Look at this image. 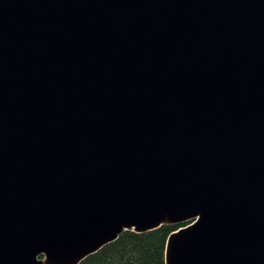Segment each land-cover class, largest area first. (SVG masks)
Masks as SVG:
<instances>
[{"label":"water","instance_id":"1","mask_svg":"<svg viewBox=\"0 0 264 264\" xmlns=\"http://www.w3.org/2000/svg\"><path fill=\"white\" fill-rule=\"evenodd\" d=\"M163 225L264 264V0H0V264Z\"/></svg>","mask_w":264,"mask_h":264},{"label":"trees","instance_id":"2","mask_svg":"<svg viewBox=\"0 0 264 264\" xmlns=\"http://www.w3.org/2000/svg\"><path fill=\"white\" fill-rule=\"evenodd\" d=\"M180 225H163L148 232L128 230L80 264H166L170 234Z\"/></svg>","mask_w":264,"mask_h":264}]
</instances>
